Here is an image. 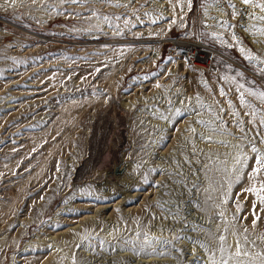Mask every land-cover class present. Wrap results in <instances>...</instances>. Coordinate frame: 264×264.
Segmentation results:
<instances>
[{"label": "rangeland", "instance_id": "1", "mask_svg": "<svg viewBox=\"0 0 264 264\" xmlns=\"http://www.w3.org/2000/svg\"><path fill=\"white\" fill-rule=\"evenodd\" d=\"M232 2L236 17L227 0H0V264L192 259L184 239L140 251L145 233L217 260L220 235L264 252V205L243 191L259 184L248 141L264 150L245 115L264 103L244 91H264V21Z\"/></svg>", "mask_w": 264, "mask_h": 264}, {"label": "snow or ice", "instance_id": "2", "mask_svg": "<svg viewBox=\"0 0 264 264\" xmlns=\"http://www.w3.org/2000/svg\"><path fill=\"white\" fill-rule=\"evenodd\" d=\"M11 2L14 3V0H11ZM73 2H76V0H73ZM102 2L111 3V0H102ZM215 2L219 4L220 0H215ZM239 2L241 5L245 7V10H247L248 8L258 9L259 13H261L260 15H257L255 12H251L249 13L250 18L255 19L257 21H264V0H239ZM168 3L172 4V0H168ZM116 6L127 7L128 5L117 4ZM172 6L174 10L176 8H180L181 10H183L185 7L190 9L192 7V0H175V4H172ZM227 6L232 9L231 16L236 17L241 14L240 9L237 7L235 3L232 2V0H227ZM172 23H175V21L173 20ZM223 24L227 26H231L228 24V21H224ZM253 27H255V25H253ZM245 30L248 31V29ZM257 31L261 36H264V28L257 29ZM238 39L239 38L237 36L233 35V40H238ZM240 51L241 53H244L249 60L254 58L251 55V53L247 52L243 47L240 48ZM157 87H159V85H157ZM240 88H243V85H240L237 88L238 92L240 91ZM244 91L247 92L248 95L254 96L257 99H259L262 103H264V91L254 92L251 89H245ZM220 94L225 95L223 89H221ZM239 99L242 106L253 108V106L248 101H246L244 92H240ZM229 105L231 106V101H229ZM258 111H259L258 109L253 108L251 113H245V115H251L252 120L250 121V123H252L254 126H256L257 128H264V114L259 115L258 123L256 121ZM233 115L239 116V113L234 112ZM240 123H242V121ZM240 131L241 133H244V138H247V134L245 133L243 127H240ZM256 136L259 137V143L264 144V136H261L258 131L256 133ZM253 139H255V137ZM248 146L250 147V151L253 154L251 159L253 160V164H254V166H252L250 169L249 178L253 181H259V184L258 186L256 183L250 184L243 191L245 193H251L256 198V200L260 205H264V179H260L261 173H264V150L258 147L256 143H253L251 139L248 141ZM249 159L250 157L246 153H240L235 157V164L239 165V167L234 168L233 171L236 172L238 179L241 176V170L243 168L248 167L247 162ZM229 187H231V185H229ZM229 198H231L229 193L225 192V199L222 201V203H227ZM240 209H241V205L237 203V210ZM220 215L222 216L223 213H221ZM260 219L261 217L256 215L255 212H253L252 226L255 227L257 221H259ZM181 231L183 232V229ZM244 231L247 232L248 229L245 228ZM137 238L139 239V233L137 234ZM181 239L191 241V247L187 254H185L184 249L182 248L176 249V251L179 252L181 256L184 257L185 260H187L188 256L192 257V259L188 261V264H204L205 261L207 262V264H230V261L234 259L236 260V264H244V262L239 259L241 257H248L249 258L248 264H252V262L255 261L256 259H261L262 261H264V252H257L255 253V255H253L251 252L243 250L239 239L235 241V252L234 253L231 252L230 250L231 246H226L227 238L224 235H220L218 237L219 245L217 247V251H219L220 253L219 260H217L216 251L213 250V247L211 245L202 242L198 238L194 239L191 236L182 237L180 234H174L171 240L168 239L160 240V238L158 237L149 238L148 234L145 233L140 251H144L145 247H149L151 248V252L147 254L149 255L158 254L163 256L166 254L165 252L159 251L157 248L152 247L154 241H158L162 245H172L173 241L179 242L181 241ZM197 249H201L202 253H206L207 255L198 254ZM132 251L136 255L140 254V252L137 251L135 246H133ZM225 252H228L227 257H225L224 255Z\"/></svg>", "mask_w": 264, "mask_h": 264}, {"label": "trees", "instance_id": "3", "mask_svg": "<svg viewBox=\"0 0 264 264\" xmlns=\"http://www.w3.org/2000/svg\"><path fill=\"white\" fill-rule=\"evenodd\" d=\"M238 59V58H237ZM239 60V59H238Z\"/></svg>", "mask_w": 264, "mask_h": 264}]
</instances>
